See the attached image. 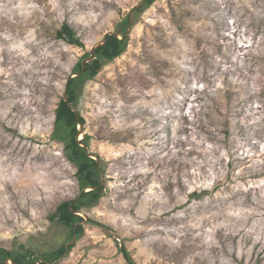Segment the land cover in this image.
Listing matches in <instances>:
<instances>
[{"label":"rangeland","instance_id":"374dc122","mask_svg":"<svg viewBox=\"0 0 264 264\" xmlns=\"http://www.w3.org/2000/svg\"><path fill=\"white\" fill-rule=\"evenodd\" d=\"M144 2L0 0V250L42 264L68 243L49 216L81 190L55 110L111 31L123 50L75 106L105 193L48 264H264V0Z\"/></svg>","mask_w":264,"mask_h":264},{"label":"trees","instance_id":"16d2710c","mask_svg":"<svg viewBox=\"0 0 264 264\" xmlns=\"http://www.w3.org/2000/svg\"><path fill=\"white\" fill-rule=\"evenodd\" d=\"M154 0H145L143 5H149ZM125 24L129 21V15L125 18ZM57 37L63 38L68 41L70 44L80 45L78 37L75 36L73 30H71L67 25H62V27L57 31ZM125 41L118 39L113 35H108L106 41L103 45L96 48L94 52V59L91 62L85 64V68L80 75L71 77L68 80L67 87V99L66 102L63 97L60 99L57 108L55 110V118L53 123V132L52 137L54 140L61 141L64 145L67 159L75 168V178L79 189L82 190L84 187H96L81 193V195L73 200L63 201L60 203L56 210L49 216V219L56 220L69 228V240L72 238L73 233L75 232L77 238L80 237V234L83 231L82 225H77L74 229V225L83 220V218L75 213L74 211H79L83 207L96 204L101 197L104 195V186L101 185V170L99 168L98 162L87 155L84 147L80 145L84 143L88 146L89 137L86 136L80 141H77L76 135L78 133L77 125L81 123L84 124V118L77 114L70 108L77 105L78 91L77 87L86 79L93 78L100 65L102 60H110L118 56L124 47ZM81 69V62H79L74 69L75 72ZM104 171V168L101 167ZM72 202V205L70 206ZM67 239V240H68ZM72 245H69L68 249L65 250V244L59 247L57 251L54 252V256L51 254L46 262L42 264H48L49 260H54L62 256L64 253H67ZM125 258L131 262V258L128 255L127 251L121 247ZM0 256H2L0 263H3V259L11 258L15 264H29L31 260L34 264V258L30 256V253L27 251L17 252L16 250H0Z\"/></svg>","mask_w":264,"mask_h":264},{"label":"water","instance_id":"95a60500","mask_svg":"<svg viewBox=\"0 0 264 264\" xmlns=\"http://www.w3.org/2000/svg\"><path fill=\"white\" fill-rule=\"evenodd\" d=\"M131 19H132V13L129 14V25H130ZM128 27H129V26H128ZM128 29H129V28H128ZM108 34H109V35H114V36L118 37L117 34H115L114 32H111V31H110V32L106 33L105 36L102 38V40H101L100 42H97L95 45L92 46V48H91V50H90V52H89L88 57L84 58V59L81 61V69H80L79 71H77V72H73L69 78L74 77V76H77V75H80V74L83 72V70H84V68H85V64H86L87 62H90L91 60L94 59V52H95L96 48L104 44L105 39H106V35H108ZM127 35H128V30H127V34H126L125 37H127ZM118 38H119V37H118ZM119 39H120V38H119ZM121 39H123V38H121ZM69 78H68V80H69ZM68 80H67V83H68ZM67 83H66V85H65V89H64V93H63V99H64L66 102H68L67 94H66L67 87H68V84H67ZM70 108H71V109L77 114V109H76V108L71 107V106H70ZM78 125H79V127H78V133H77V135H79V134L82 132V124L79 123ZM85 136H86V134L84 133L82 137H85ZM76 139H77V141H79V139H78L77 137H76ZM80 145H81L82 147H84V149L86 150V153H87L88 156L94 158V159L98 162L99 168H100V170H101V185H103V184L105 183V173H104V171L101 169V166H100V164H99V159H98V157L95 156V155H93V154L89 151V147H88L86 144L80 142ZM95 188H96L95 186H94V187H90V186H88V187H84V188L80 191V193H79V195L77 196V198L81 195V193H83V192H85V191H88V190H91V189H95ZM71 205H72V202H71L70 206H71ZM74 212L78 214V211H74ZM84 217H85V218H83L82 221L87 220V216H84ZM82 221H80V222H82ZM78 224H79V222L76 223V224L74 225V229L76 228V226H77ZM76 238H77V235H76V233L74 232V233H73V236H72V238H71V240H69L68 243L65 245V250L68 249L69 245L72 244V243L76 240ZM64 254H65V253H64Z\"/></svg>","mask_w":264,"mask_h":264}]
</instances>
